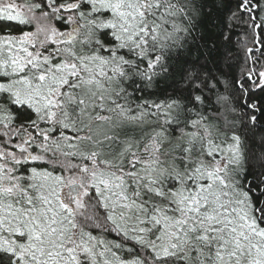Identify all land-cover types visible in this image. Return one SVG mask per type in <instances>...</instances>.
Returning <instances> with one entry per match:
<instances>
[{
    "label": "snow or ice",
    "instance_id": "6c2138e0",
    "mask_svg": "<svg viewBox=\"0 0 264 264\" xmlns=\"http://www.w3.org/2000/svg\"><path fill=\"white\" fill-rule=\"evenodd\" d=\"M0 264H264V0H0Z\"/></svg>",
    "mask_w": 264,
    "mask_h": 264
},
{
    "label": "trees",
    "instance_id": "16d2710c",
    "mask_svg": "<svg viewBox=\"0 0 264 264\" xmlns=\"http://www.w3.org/2000/svg\"><path fill=\"white\" fill-rule=\"evenodd\" d=\"M235 39V38H234Z\"/></svg>",
    "mask_w": 264,
    "mask_h": 264
}]
</instances>
